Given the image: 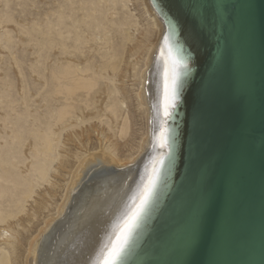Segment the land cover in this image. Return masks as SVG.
Wrapping results in <instances>:
<instances>
[{
    "label": "bare ground",
    "instance_id": "1",
    "mask_svg": "<svg viewBox=\"0 0 264 264\" xmlns=\"http://www.w3.org/2000/svg\"><path fill=\"white\" fill-rule=\"evenodd\" d=\"M0 2L6 9L0 14V23L11 25L1 32L0 46L8 51L23 83L16 98L8 75L0 78V236L11 231L5 228L8 221L25 211L24 203L35 189L49 184L54 162L59 161L64 169L75 166L65 157L59 158L63 133L93 120L112 133L111 125L116 123L118 139L112 146L101 147L97 154L73 156L76 166L62 204L30 249L29 263L104 264L109 253L116 252L144 201L162 154L158 148L162 147L160 130L167 115L169 90L166 57L160 49L164 25L149 0ZM137 6L147 17L143 29L138 28V19L130 10ZM140 30L143 45L134 37ZM18 46L30 57L21 58ZM145 50L144 65L136 68L138 64L133 66L129 60ZM22 65L39 81L32 80V75L26 78ZM127 66H133L134 98L145 116V138L136 155L123 161L117 159V145L127 136L130 120L122 116L128 106L126 98L118 97L124 89L114 82L125 77ZM19 102L22 108L17 111ZM96 127L92 124L85 131ZM100 130L102 135L103 128ZM20 165L26 170L21 172ZM50 189L55 192L53 186ZM37 207L42 210L46 205L40 202ZM8 251L0 247V264L12 263L16 247Z\"/></svg>",
    "mask_w": 264,
    "mask_h": 264
},
{
    "label": "water",
    "instance_id": "2",
    "mask_svg": "<svg viewBox=\"0 0 264 264\" xmlns=\"http://www.w3.org/2000/svg\"><path fill=\"white\" fill-rule=\"evenodd\" d=\"M149 1L162 154L111 264H264V0Z\"/></svg>",
    "mask_w": 264,
    "mask_h": 264
},
{
    "label": "rangeland",
    "instance_id": "3",
    "mask_svg": "<svg viewBox=\"0 0 264 264\" xmlns=\"http://www.w3.org/2000/svg\"><path fill=\"white\" fill-rule=\"evenodd\" d=\"M4 8L5 7L0 2V14L3 11L4 12L6 11V9H4ZM15 9L18 10V7H16ZM132 9H134V10H132ZM130 10H131L132 14L134 12L133 15H136L135 17H137V19H138V22L140 25L138 28L143 29L146 22H147L146 21L147 17H146V15H143L142 8L137 6L134 8L131 7ZM15 15H16V13H15ZM140 15H141V17H140ZM145 17H146V19H145ZM5 27H6V30H8L9 28H11V25L8 23H0V33L1 32L3 33V31H5ZM2 33L0 34V38L3 37ZM129 33L132 34V30L129 31ZM133 34H135V32ZM134 37L142 45L144 44L143 39H142L143 38V30H140L138 33L136 32ZM0 48H1L0 49V78L1 79L3 78L2 80H4V76L8 75L7 79H9L11 81V83L13 85H15V88L12 90L13 91L12 94L16 98H19L20 97V87H21L20 85L23 84L21 81L22 77L19 74V71L17 70L13 61L11 60V56L10 57L8 56L9 55L8 51L5 50L4 48H2V46H0ZM21 48L22 47H19V46L17 48L18 52L20 53L19 56L21 58L30 57L29 52L28 51L22 52ZM146 54H148V53H146V50H145L142 55L135 56L132 59H130L129 61L132 62L133 66H134V64L137 63L138 65L136 66V68H140V67H142V65H144L143 62L146 59L145 58L147 56ZM133 66H127L128 72L125 74V77L121 78L120 80H115V82H114L115 85H117L120 89L121 88L124 89V90H122V92L120 91L121 94H119L118 97H122L123 99L126 98V99H124L125 104L127 103L125 106H127V105L128 106L125 107V109L122 111L123 112L122 116L123 117L126 116L128 118V120H130V121H127V125L129 127V132H128L127 136L124 137L123 140L119 139L118 140L119 145H117L118 146L117 147L118 153L116 152L118 154L117 159L122 160V158H123V161L128 160L130 155L131 156L136 155L135 150H138V148L141 145V142L145 138V137H143V135H144L143 132H145V128H144L145 127V120H144L145 116H142L143 114L136 107V101L134 98L135 97L134 96V94H135L134 90L136 89V86H135L136 82L133 80L134 79L133 78V70H132ZM22 69H23L22 70L23 75L26 76V78L27 77L30 78V76L32 74L27 69V66L22 65ZM1 79H0V83L2 82ZM31 79L34 80L35 82L37 80L39 81V79L35 76V74H33L31 76ZM116 81H118V82L116 83ZM131 86H133V87H131ZM35 98H33V100H35ZM98 103H100V102H98ZM20 104L21 103L19 102L17 104L18 106H16L17 111L20 108H22V106L20 107ZM35 105H37V104H35ZM99 105L101 106V103L97 104V107ZM33 106L34 105H32V108H35V106L34 107ZM2 113L3 112L1 111L0 114H2ZM12 115H13V113H12ZM102 119H104V118H102ZM119 121H120V119L118 120L117 125L119 124ZM92 124H95L97 127L85 131ZM112 124L113 125H111V128L113 127V129L110 130V131H112V133L109 132L105 128V126H103L104 124L103 125L100 124L97 120L85 122V124H82L83 126L81 125L78 128H75V129L73 128L72 130H68L67 132L63 133V135L61 137L62 138L61 142H62L63 146L61 145V147L57 150L58 154L60 155L59 158L65 157L67 160L71 161V163L73 165L76 166V163H75L76 160L73 159L74 155L77 154V155H80V157H83L85 155L87 156V155L97 154V153L101 152V147L104 148L107 146H112V144L116 141V139H118V136H115V134L117 135V133H116L117 128L115 125L116 123H112ZM79 128H80V130H79ZM102 128H103V134L101 135L99 130ZM0 129H1V123H0ZM106 130H107V133H106ZM104 136L105 137L107 136L108 138H104ZM141 137H143V138L141 139ZM139 143H140V145H139ZM64 145H65V147H64ZM91 148H93V149H91ZM89 149H91V150H89ZM22 151H23V153L26 151V146H25V148L22 149ZM132 153H134V154H132ZM29 160L27 159L26 165L29 163ZM75 166H72L71 169H69V168L64 169V168L59 166V161H57L56 163L54 162L52 165L53 168L50 170V174H49L50 175V179H49L50 185L44 184L41 187L39 186L40 188H38V189L36 188L35 193L31 196L32 198L28 199L27 200L28 202L26 201V203H24V206H25L24 212L25 213L23 212L20 215H18L16 217L17 219L15 218L13 220L8 221L5 228L9 227V229H11V231H8L6 235L0 236V247L1 246L5 247L6 251L9 250L8 251L9 253L12 252L11 251L12 246L16 247V251H15L16 253L14 252V255L15 254L16 255L12 256V263L11 264H29L31 262L30 249L35 244L36 240L39 238L40 233L44 229L45 225L48 224L49 222H51L54 218H56L55 213L57 212V209L59 208V206H61V204H62V200H63L65 193H66V187H67L66 185H68L70 183V179L73 175V171H74ZM19 168H20L21 172L26 170V168H24L21 165L19 166ZM52 171H55V172L53 173ZM51 186H53V189L55 191L54 193L50 189ZM49 195L52 198H50ZM40 202H43L46 205L45 209H42V210L38 209L37 204H39ZM17 220H21V221L16 223ZM1 231H2V228H0V233H1ZM6 236L7 237L11 236V237L7 238ZM1 237H2V239H1ZM12 237H13V239H11ZM7 239H10V240H7ZM13 244H15V245H13ZM7 245L8 246L10 245L11 248L8 247ZM7 248H8V250H7Z\"/></svg>",
    "mask_w": 264,
    "mask_h": 264
},
{
    "label": "snow or ice",
    "instance_id": "4",
    "mask_svg": "<svg viewBox=\"0 0 264 264\" xmlns=\"http://www.w3.org/2000/svg\"><path fill=\"white\" fill-rule=\"evenodd\" d=\"M173 86H175V81H173ZM115 250L109 253L108 260L104 262V264H111V261L115 258Z\"/></svg>",
    "mask_w": 264,
    "mask_h": 264
}]
</instances>
